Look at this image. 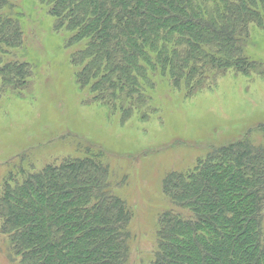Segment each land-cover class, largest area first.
<instances>
[{"label": "trees", "instance_id": "obj_1", "mask_svg": "<svg viewBox=\"0 0 264 264\" xmlns=\"http://www.w3.org/2000/svg\"><path fill=\"white\" fill-rule=\"evenodd\" d=\"M33 1L70 49L86 103L122 125L149 121L162 84L193 98L229 73L264 77V63L247 53L264 30V0ZM10 2L0 0V105L36 79L24 54L34 13L18 15ZM250 135L166 177L178 213L160 217L150 264H264V149ZM20 175L0 195L1 231L20 264H129L131 214L110 192L107 167L85 157Z\"/></svg>", "mask_w": 264, "mask_h": 264}, {"label": "rangeland", "instance_id": "obj_2", "mask_svg": "<svg viewBox=\"0 0 264 264\" xmlns=\"http://www.w3.org/2000/svg\"><path fill=\"white\" fill-rule=\"evenodd\" d=\"M10 4L18 15L34 13L24 54L35 65L36 79L23 96L9 95L0 105V195L11 174L39 172L65 159H94L108 168L110 192L130 211L129 264H150L160 217L178 213L163 192L166 177L194 170L212 148L249 133L264 149L258 130L264 125V77L229 73L213 91L193 98L162 84L149 121L137 115L122 125L119 114L86 103L90 96L76 83L70 49L53 33L52 18L33 0ZM249 45L247 53L264 63V30L254 31ZM1 225L0 264H20Z\"/></svg>", "mask_w": 264, "mask_h": 264}]
</instances>
